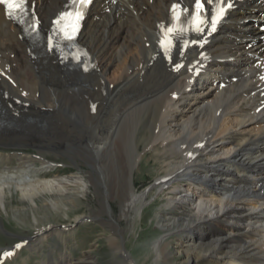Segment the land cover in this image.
<instances>
[{
	"label": "bare ground",
	"instance_id": "obj_1",
	"mask_svg": "<svg viewBox=\"0 0 264 264\" xmlns=\"http://www.w3.org/2000/svg\"><path fill=\"white\" fill-rule=\"evenodd\" d=\"M194 1L95 0L78 38L85 60L71 70L47 41L32 43L0 3V143L38 147L35 155L7 156L9 166L12 157L18 166L0 170L6 212L15 194L32 209L45 198V206L56 210L66 197L103 182L90 172L50 175V148L98 169L110 155L119 170L102 194L119 198L120 217L130 220L139 207L142 216L143 202L159 190L168 196L162 211L170 223L162 229L181 223L176 253L166 234L154 242L156 264H264V0L237 1L218 27H201L161 47L160 28L172 4ZM66 2L28 0L44 29ZM141 130L148 132L147 147L162 174L138 192L133 175L144 157ZM3 158L0 152V164ZM106 207L111 246L124 258L119 264H134L119 240L125 229L109 201ZM34 219L39 221L35 214ZM65 230L42 231L30 249L52 233L65 242ZM88 253L79 263L66 252L59 263L38 261L99 264Z\"/></svg>",
	"mask_w": 264,
	"mask_h": 264
},
{
	"label": "rangeland",
	"instance_id": "obj_2",
	"mask_svg": "<svg viewBox=\"0 0 264 264\" xmlns=\"http://www.w3.org/2000/svg\"><path fill=\"white\" fill-rule=\"evenodd\" d=\"M107 12L109 13L110 11L108 10ZM147 135L148 132L144 130H141L138 135V138L141 139V141L138 139V146L141 154L144 156L134 166V188L138 192L146 190L148 185L155 181L158 175L162 174L161 168H159L162 165L160 160L155 158L157 157L155 151L147 147ZM49 150L46 153V157L55 162V166L51 170L52 172L49 173L50 175H66L82 171L89 176L88 172H90L95 179L99 178L103 182H96V184L91 185L85 194L74 195L71 197L73 200L69 198L68 200L66 197L64 201L66 205L62 204L61 208L56 210L50 205L45 206V198L39 199V207L32 209L18 195L9 196V204H7L8 212L0 206V216H2L3 223V227L0 225V258L6 251L13 249L18 241L23 240L29 242L26 249L22 251L19 248L18 256L8 264H24L25 258H27L28 264H40L38 259L54 260L59 263L61 261V252L68 253L70 257L74 258L73 262L83 259L85 254L89 255L88 252H90V255L98 260L99 264H119L120 260L124 258L120 254L115 253L109 240V236L114 233V230L110 229L108 225V221L111 219L106 207L108 201L113 210L114 218L118 219L120 226L125 229L123 238L120 236L119 240L125 245L133 258L134 264H156L157 252L154 248V242L165 234L167 235L166 240L172 242V251L176 253L178 238H181L183 234V232H179L181 223L169 227L172 229L168 228V230H164L161 227L163 223H170L169 221H165L168 219L162 211L167 201V194L159 195V190L151 191L148 195L149 197L147 196L146 201L143 202L142 216L139 207L137 211H132L133 214L130 216V220L125 216L120 217L121 202L119 198L109 197L106 199L105 197L107 188H112L114 178L115 176L117 177L116 171L119 168L116 166V160H112V157L107 155L106 159L104 158L103 164L101 163L102 166L98 169V166H90L81 157H72L67 153L53 150V148ZM0 152L4 157V162L0 164V170L5 167L14 169V166H18V162L15 157H12V167L9 166L10 162H8L7 156H12L18 152H27L35 155L38 154V147L35 145L10 146L0 143ZM34 214L38 217V222L35 221ZM77 216L79 217L78 219L76 218ZM61 225L69 227V231L65 230L67 232L65 242L62 243L57 233H52L44 241L43 245H40L36 250L30 249L29 246L35 243L40 236L35 238L36 235L46 229ZM29 256L32 259H29ZM161 262H163L162 259ZM173 262L175 263L176 261ZM63 263L75 264L67 261Z\"/></svg>",
	"mask_w": 264,
	"mask_h": 264
}]
</instances>
